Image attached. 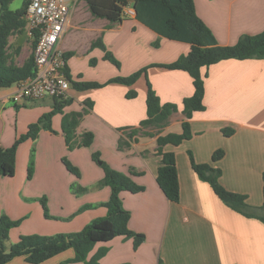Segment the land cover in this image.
I'll return each mask as SVG.
<instances>
[{
	"label": "crops",
	"instance_id": "crops-1",
	"mask_svg": "<svg viewBox=\"0 0 264 264\" xmlns=\"http://www.w3.org/2000/svg\"><path fill=\"white\" fill-rule=\"evenodd\" d=\"M10 4V10L20 9H12ZM195 7L222 45L236 44L243 34L264 30V0H195ZM76 12L73 9L69 28L74 25L93 33L85 42L82 65L74 64L73 57L67 59L73 80L104 83L153 63L173 62L191 50L190 43L158 34L135 14L110 21L91 11V19L76 18ZM68 29L61 41L65 53L72 52L65 46ZM23 31L15 30L9 36V65L22 67L31 57L27 32L21 34ZM99 38L121 60L120 69L104 58L103 49H91ZM11 47L14 52L8 55ZM92 57L98 59L94 65ZM201 72L205 109L194 111L191 118L184 112V99L194 94L195 85L190 73L182 69L151 66L133 85L111 82L79 90L72 83L70 99L59 105L51 96L16 103L10 99L14 84L0 87V147L5 149L25 135L30 125L60 106L52 116L51 129L42 127L35 139L19 144L15 174L0 176V215L20 220L10 230L9 244L27 234L79 231L107 214L101 204L108 201L111 189L99 185L105 169L93 158L98 152L110 167L144 187L137 193L125 190L121 196L131 212L129 227L146 238L135 248L133 237L119 235L98 242L89 256L105 245L108 251L101 264H160L161 259L164 264H264V222L223 202L210 183L198 176L190 159L192 152L196 162L221 168L223 185L246 194L249 204L264 214V59H225L203 66ZM147 79L163 103L179 106L163 127L154 122L142 125L147 118ZM131 89L137 90L136 97H127ZM186 120L192 138L164 146L165 151L175 152L177 160L181 195L175 202L157 181L162 157L156 149L160 135L181 133ZM224 128L235 132L228 136ZM132 129L136 132L131 136ZM87 132L94 134L90 146L69 148L68 134L72 141L80 142ZM217 149H224L225 154L214 161ZM64 157L78 167L80 176L68 170ZM31 164L33 174L29 177ZM73 185L86 190L74 194ZM42 198H47L53 217L45 216ZM86 205L92 206L83 208ZM72 255L67 253L59 260Z\"/></svg>",
	"mask_w": 264,
	"mask_h": 264
},
{
	"label": "trees",
	"instance_id": "trees-1",
	"mask_svg": "<svg viewBox=\"0 0 264 264\" xmlns=\"http://www.w3.org/2000/svg\"><path fill=\"white\" fill-rule=\"evenodd\" d=\"M12 0H0V87H9L16 82L33 76L35 74L34 55L28 62L18 67L7 63L8 39L13 31H23L26 27V11L30 0H25L23 6L18 10H10L9 4ZM91 13L99 18H106L110 21H122L127 16L124 15V8L131 0H85ZM135 9V17L156 31L158 34L174 40L185 41L191 44V50L188 54L181 55L178 59L170 63H153L145 66L130 75H118L107 82L73 80L71 78L68 66L67 74L71 79L73 86L79 90L97 88L105 86L111 82H119L127 85H133L143 75H147L148 68L151 66H162L170 69H182L190 73L193 77L195 92L192 96L184 99V112L188 118H191L194 111L205 109V78L201 72L203 66H210L221 60L236 58L264 59V30L257 34H243L238 42L233 45H222L216 39L209 26L198 15L195 7V0H132ZM37 37L33 43L36 46ZM158 42L155 45L158 46ZM100 47L104 50V58L110 60L117 67H121L119 61L113 52L103 43L102 39L92 43V48ZM72 55V52L65 53L66 59ZM97 59L92 58L91 64H96ZM147 118L142 121V125L154 122L158 127H163L170 115L179 109L177 103L162 102L161 98L154 89L151 81L147 79ZM137 96V90L131 89L127 97ZM70 99V98H69ZM67 99V100H69ZM59 103H65L63 101ZM49 113L43 115L39 122L30 125L28 132L19 137L10 148L0 147V176H13L16 170V154L19 144L28 139H35L42 127L51 129L52 116L60 110L57 106ZM67 130V129H66ZM136 130H131L132 134ZM226 135L235 132L234 128H224ZM193 136L191 124L186 120L182 124L181 133H169L160 135L158 138V147L156 149L161 159V165L158 170L157 181L166 196L171 200L178 202L180 200V184L177 160L174 151H165L166 144L179 145L184 140ZM94 140L92 132L84 133L80 142L71 140L68 134L67 141L69 148L76 146H90ZM225 154L224 149H217L213 154V160L219 161ZM93 158L102 164L105 169V176L100 181V186H108L111 189L110 198L102 203L107 208V214L103 217L94 219L79 231L59 232L52 235L27 234L22 235L20 239L12 244H8L11 228L18 226L20 220H12L7 215H0V264H6L13 258L25 255L31 264H40L47 259L63 252L68 248H73L75 257L61 262L59 264H101V259L108 251L107 247H100L96 253L89 256L98 242H107L119 235H125L134 238L135 248H138L146 236L143 233H137L129 227L131 212L123 205L121 193L125 190L133 193L144 190L143 186L134 183L126 174L113 169L100 157V153L94 152ZM191 164L198 176L210 183L215 193L232 209L248 216L257 217L264 222V214L255 210L248 202V196L243 193L227 189L221 182L222 169L213 166L211 163H198L194 155L190 152ZM68 170L80 176L78 167L74 166L67 157L63 158ZM29 177L33 174V165L29 167ZM76 194L85 192V188L72 187ZM263 193H264V173H263ZM46 217H53L50 214L47 205V198H42ZM92 205H86L83 208H90ZM264 207L263 206L261 208ZM119 264H131L123 262ZM160 264H164L162 259Z\"/></svg>",
	"mask_w": 264,
	"mask_h": 264
},
{
	"label": "built area",
	"instance_id": "built-area-1",
	"mask_svg": "<svg viewBox=\"0 0 264 264\" xmlns=\"http://www.w3.org/2000/svg\"><path fill=\"white\" fill-rule=\"evenodd\" d=\"M77 1V0H76ZM76 1L30 0L26 28L35 39V74L14 84L10 95L16 103L51 96L59 101L71 97L72 82L67 74V59L61 41L70 26ZM132 0L124 8V15L135 14ZM81 133V132H80Z\"/></svg>",
	"mask_w": 264,
	"mask_h": 264
},
{
	"label": "rangeland",
	"instance_id": "rangeland-1",
	"mask_svg": "<svg viewBox=\"0 0 264 264\" xmlns=\"http://www.w3.org/2000/svg\"><path fill=\"white\" fill-rule=\"evenodd\" d=\"M23 3H24V0H13L12 3L10 4V7L12 9H18V8H21L23 6ZM75 9V12H76V18H83V19H91V15H90V11H89V8H88V5L86 4V2L84 0H78L76 2V7L74 8ZM87 22H90V20H88ZM26 30V31H25ZM21 34H24V32H27V36H28V43L26 41V43L28 44L29 46V55L32 56L34 55V49H35V46H34V38L28 33V30L27 28L25 29ZM68 32L69 34L67 35L66 37V40H65V46L71 48L72 50V55L70 57H73L72 58V61H74V64H78L80 65L81 62L80 61H83V58L81 57L82 54H84V48H85V42L87 41V38L93 33L91 30H88V29H83V28H80V27H76V26H72L68 29ZM12 49L8 50V55H12V51L15 49V47H11ZM96 48V47H94ZM94 48L92 49V46H91V49L94 50ZM90 50V48H89ZM91 50V51H92ZM14 52V51H13ZM19 52L21 53L22 50L20 49ZM114 54V53H113ZM19 55V53H18ZM115 55V54H114ZM20 56V55H19ZM23 57V56H22ZM20 56V58H22ZM115 57L121 61L116 55ZM92 58H96V57H92ZM91 58V59H92ZM90 59V61H91ZM98 60V59H97ZM107 60V59H106ZM110 61V60H109ZM114 64V63H113ZM82 65V64H81ZM80 65V66H81ZM115 65V64H114ZM116 66V65H115ZM122 67V66H121ZM120 67V68H121ZM69 68V67H68ZM116 68H119V67H116ZM119 68V69H120ZM77 186V185H76ZM72 190H75V189H72ZM76 194V193H74ZM81 194V193H79ZM86 210V209H85ZM49 212L51 213V209L49 208ZM66 233V232H65ZM8 244H9V241H8ZM12 244V243H10ZM9 244V245H10ZM100 247H107L105 245H101ZM108 248V247H107ZM94 250V249H93ZM92 250V251H93ZM91 251V252H92ZM67 253H73L72 257H70L68 259V257H65L64 259H60V257H63V256H67ZM96 253V252H95ZM93 255V254H92ZM91 255V256H92ZM75 257V251L73 248H68L66 250H64L63 252H61L60 254H57L51 258H49L48 260H46L45 262H42V264H52V262H55L57 261L55 264H59L61 262H64V261H67V260H70L72 258ZM56 259V260H55ZM6 264H31L25 255H20V256H17L15 258H13L11 261H9L8 263ZM41 264V263H40Z\"/></svg>",
	"mask_w": 264,
	"mask_h": 264
}]
</instances>
